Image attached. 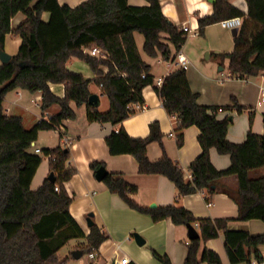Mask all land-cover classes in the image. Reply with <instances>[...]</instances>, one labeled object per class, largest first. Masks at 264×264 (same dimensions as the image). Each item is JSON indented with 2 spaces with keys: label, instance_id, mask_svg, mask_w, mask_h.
<instances>
[{
  "label": "trees",
  "instance_id": "1",
  "mask_svg": "<svg viewBox=\"0 0 264 264\" xmlns=\"http://www.w3.org/2000/svg\"><path fill=\"white\" fill-rule=\"evenodd\" d=\"M146 1L147 6L139 7L129 5L128 0H85L70 7L60 5L58 0H0V51L7 34L21 40L17 53L8 62L0 63V264H66L69 258H59L57 251L74 238L85 237L84 252L98 249L106 239L105 234L93 225L84 236L69 213L71 197L64 183L76 172L67 165L69 150L58 145L37 154L30 147L39 131L56 130L62 121L75 118L71 101L78 107L85 105L89 121L117 125L135 112L134 105L143 103L142 89L147 85L153 86L166 112L177 118V146L183 143L184 128L195 125L200 130L201 152L188 166L191 178L185 179L184 171L165 155L149 160L148 144L158 142L162 146L157 122L149 124V133L143 138L131 137L123 128L112 131L105 138L109 154L132 155L138 173L166 176L179 196L205 192L208 204L215 193L222 192L236 203L237 220L264 222V174L251 175L264 167V135L248 131L243 142L228 141L230 121L217 120L219 107L197 102L198 94L190 89L184 68L165 75L160 86L153 83L150 66L140 56L134 33L142 34L146 55L155 57L160 53L165 60L171 58L169 45L179 51L187 35L162 14L159 0ZM245 1L246 15L229 0H215L212 14L198 17L197 31L202 34L207 25L241 17L242 24L233 38V51L217 56L228 60L231 74L252 77L264 71V0ZM19 12L26 18L12 29L11 18ZM44 12L48 13L46 21L41 19ZM93 46L104 50L107 59L85 52ZM71 58L86 63L95 78L88 80L68 70L66 63ZM103 68L107 71L103 72ZM91 81L108 100L105 112L88 104ZM49 83L63 84L64 96H55ZM15 89L40 92L42 113L55 104L58 109L48 120L42 117L27 129L20 116L4 112L5 95ZM231 108L239 113L246 109L234 98ZM211 148L230 156L228 168L217 170L212 165ZM43 156L49 157V169L55 180L45 179L32 190L30 184ZM89 167L96 174L103 163L92 161ZM229 176L235 178L234 189L222 183ZM101 181L128 207L149 214L154 222L169 218L176 225H196L199 238L187 245L184 264H222L213 250L203 247L199 254L201 243L216 238L220 232L230 264H250L262 259L259 246L264 245V234L230 230L228 219H196L190 211L176 205L155 209L140 206L132 198L137 188L118 173L106 171ZM153 256L161 264H171L165 255L153 251Z\"/></svg>",
  "mask_w": 264,
  "mask_h": 264
},
{
  "label": "crops",
  "instance_id": "2",
  "mask_svg": "<svg viewBox=\"0 0 264 264\" xmlns=\"http://www.w3.org/2000/svg\"><path fill=\"white\" fill-rule=\"evenodd\" d=\"M83 1L85 0H58L60 5L66 4L70 7ZM214 1L159 0L162 14L173 25L187 26L190 30L196 31L198 17L211 15ZM229 2L244 15L247 14L245 0H229ZM128 4L141 7L147 6L148 2L128 0ZM25 18L21 12L15 14L10 21L11 28H15ZM41 19L46 21L48 13H42ZM232 30L214 23L207 25L202 34H187L179 51L175 52L174 47L169 45L171 58L168 60H165L160 53L155 57L146 55L143 51L142 34L135 32L134 39L142 60L150 66L149 75L153 77V80L163 79L165 75L179 68L174 59L177 53H181L187 60L185 72L190 89L198 94L197 102L204 106L219 107L216 113L217 120L230 121L227 140L232 143H241L245 140L248 131L259 135L264 134V102L260 101V92L264 89V71L252 77H240L229 72L228 60L219 58L217 54L233 51ZM20 42L19 37L7 34L3 51L9 56L15 55ZM66 67L68 70L81 74L85 79L95 78L89 66L76 58L69 59ZM106 71L107 69L103 68V72ZM90 84L91 94L98 95L99 105L96 109L100 111L102 98L106 96L101 93L99 86L97 92L92 91ZM49 89L59 98L64 96L63 84L49 83ZM142 98V104L134 105L135 112L117 125L89 121L85 105L78 107L71 101L69 104L75 112V118L62 121L60 128L61 133L68 140V145L63 147L60 133L56 130L39 131L37 139L31 144V152H34V148L42 151L58 145L69 150L67 165L76 170L74 175L64 183L71 197L69 213L84 236L89 234L93 225H96L106 236L96 251L88 253V260L80 264H111L114 259L124 256L128 258V264H161L153 256V251L167 256L171 264H184L187 245L191 241L188 239L186 225H176L169 218L154 222L149 214L131 209L117 194L110 193L105 184L97 180L93 170L90 169L89 164L92 161L102 162L106 171L118 173L129 184L134 185L137 192L132 198L140 206L149 208L151 204H155L158 208L176 205L190 211L196 219H228L227 228L230 230H244L253 235L264 234L263 221L236 219L237 205L228 195L217 192L210 199V204L206 202L205 192L179 196L174 183L166 176L138 173L137 161L132 155L109 154L105 138L112 131L123 128L129 136L143 138L149 133V124L157 122L162 133V146L158 142L148 144L146 153L149 160L155 161L165 155L184 171V178L189 179L188 166L201 152L198 142L200 130L195 125L184 128L183 143L177 146V118L166 112L152 85L142 89ZM233 98L246 109L239 113L231 108ZM40 100V92L30 93L23 89H15L5 95L4 112L6 115L20 116L24 127L29 129L42 117L46 118L58 109V105L55 104L47 112L42 113ZM48 158V156L42 157L30 184L32 190L37 189L51 174ZM209 158L217 170L228 168L231 162L229 155L219 154L215 148L209 150ZM262 174H264V167L251 172L252 176ZM222 183L230 189L236 186L233 176L224 178ZM88 217L93 223L90 227L87 225ZM193 226L198 232L197 226ZM135 233L143 239L142 245L136 243ZM78 241L82 243V246L74 250H81L84 254L85 237L70 239L66 244ZM66 244L57 251L59 258L67 257L64 256L65 253L60 255ZM203 247L216 252L222 264H230L222 232L216 238L201 243L199 254ZM259 251L264 257V245L259 246ZM69 261L68 259L67 262Z\"/></svg>",
  "mask_w": 264,
  "mask_h": 264
},
{
  "label": "built area",
  "instance_id": "3",
  "mask_svg": "<svg viewBox=\"0 0 264 264\" xmlns=\"http://www.w3.org/2000/svg\"><path fill=\"white\" fill-rule=\"evenodd\" d=\"M219 24L223 28H227V29L239 28L242 24V18L241 17H233V18L224 19V20L220 21ZM179 30L186 33V35L187 34H191V35H197L198 34V31L190 30L187 26H181V27H179ZM85 52L88 53L90 56L97 57V58H100L103 60L107 59V57H108L107 53L104 50H102L96 46H93L89 49H86ZM174 61L178 65L179 68H184V69L186 68L187 60L181 53L176 54ZM144 76L145 75L142 74V77H144ZM153 83L156 86H160L162 83V78L154 79ZM260 101L264 102V89H261ZM136 106H138V105H136ZM45 119L48 120L49 116H47ZM60 128H61V125H60V127L56 128V131H58L59 133L61 132ZM61 140H62L63 147H66L68 145V140L66 139L64 134L61 135ZM34 152L37 154L42 153V151L39 148H34ZM190 178H191V176L189 175V179ZM55 190H58V187H55ZM208 204H210V203H208ZM128 263H129L128 258L126 256H124L123 258H120V259H114L111 264H128ZM250 264H264V257H262V259L259 261L253 260L250 262Z\"/></svg>",
  "mask_w": 264,
  "mask_h": 264
},
{
  "label": "water",
  "instance_id": "4",
  "mask_svg": "<svg viewBox=\"0 0 264 264\" xmlns=\"http://www.w3.org/2000/svg\"><path fill=\"white\" fill-rule=\"evenodd\" d=\"M238 28H234L232 30V34L233 36L236 35ZM11 56H9L8 54H6L4 51H0V63H6L10 60ZM88 104L93 106V107H97L99 105V98L97 94H90L89 98H88ZM264 135V134H263ZM106 173V170L104 168H100L96 171L95 177L97 178V180H102V178L104 177ZM48 180L50 181H54L55 177L54 175L51 173L48 178ZM149 208H156L155 204H151L149 206ZM87 225L90 227L93 225L91 219L88 217L87 218ZM187 226V235H188V239L189 240H196L199 238V234L197 232V230L195 229V227L193 225H186ZM134 239L136 241V243L138 245H142L144 243L143 239L138 235V234H134ZM71 255L73 258L78 259L83 255V252L81 250H74L71 252Z\"/></svg>",
  "mask_w": 264,
  "mask_h": 264
},
{
  "label": "rangeland",
  "instance_id": "5",
  "mask_svg": "<svg viewBox=\"0 0 264 264\" xmlns=\"http://www.w3.org/2000/svg\"><path fill=\"white\" fill-rule=\"evenodd\" d=\"M90 89L92 91L97 92L98 91V85L95 82H92L90 84ZM108 107H109L108 100H107L106 97H103L102 98V104L99 107L100 112H105L108 109ZM81 246H82V243L79 242V241L76 242V243L75 242H70V243L66 244V246L64 247V249H62V251L60 253L61 256L65 253L64 256L66 255L69 258L70 261L67 262L66 264H80V263L88 260L89 255H88V252H86V251L78 259H75V258L72 257L71 252L74 251V249H76L77 247H81ZM77 260H79L78 263H75V262H77Z\"/></svg>",
  "mask_w": 264,
  "mask_h": 264
}]
</instances>
